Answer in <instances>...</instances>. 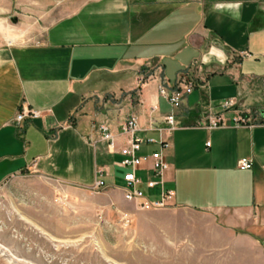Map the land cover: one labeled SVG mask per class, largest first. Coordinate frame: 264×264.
Instances as JSON below:
<instances>
[{
    "label": "crops",
    "instance_id": "crops-1",
    "mask_svg": "<svg viewBox=\"0 0 264 264\" xmlns=\"http://www.w3.org/2000/svg\"><path fill=\"white\" fill-rule=\"evenodd\" d=\"M61 3L55 15L38 13L45 21L39 40L0 43V185L26 172L83 187L101 179L125 202L123 188L106 181L113 166L122 176L127 170L119 149L129 135L120 125L135 117L137 155L160 150L167 165L165 207L223 223L210 220L205 233L181 231L190 245L198 237L214 247L205 264H264V123L236 126L231 109L225 126H199L228 98L240 112L264 115V0ZM187 84L191 91L178 106L159 94L160 85L170 91ZM22 109L39 115L16 122ZM102 123L112 151L97 130ZM242 157L251 168L237 167ZM149 164L136 168L142 181L154 179Z\"/></svg>",
    "mask_w": 264,
    "mask_h": 264
},
{
    "label": "rangeland",
    "instance_id": "rangeland-1",
    "mask_svg": "<svg viewBox=\"0 0 264 264\" xmlns=\"http://www.w3.org/2000/svg\"><path fill=\"white\" fill-rule=\"evenodd\" d=\"M63 1L0 0V43L39 40L45 21L38 13L55 15ZM123 171L113 166L106 184L124 188ZM210 216L167 207L144 211L132 201L119 203L105 186L21 173L0 185V264H173L177 256L180 264H205L214 247L198 237L190 245L181 231L196 226L205 233L210 220L223 224Z\"/></svg>",
    "mask_w": 264,
    "mask_h": 264
},
{
    "label": "built area",
    "instance_id": "built-area-1",
    "mask_svg": "<svg viewBox=\"0 0 264 264\" xmlns=\"http://www.w3.org/2000/svg\"><path fill=\"white\" fill-rule=\"evenodd\" d=\"M191 85L187 84L183 89L179 87H173L170 91L163 85L159 86V94L165 98L171 105L178 106L183 94L189 93L191 91ZM237 100L235 98H228L221 101L217 108H219L214 113H209L204 122L199 123V126H202L207 129H213L225 126V118L223 113L225 111L234 109L236 114L232 117L234 125H244V124H255L256 122L264 123V115L257 114L255 111L244 110L242 112L236 110ZM39 115L38 111L22 109L16 116V122H19L24 117L35 118ZM165 122L172 126L174 124L173 115H166L162 118ZM151 125H153L154 120H152ZM97 130L100 134V138L107 143V148L109 151L113 150V137L109 131V128L106 124H99ZM121 133L129 135L127 143L119 149V153L123 156V159L120 161L119 165L126 167L127 170L124 172L122 179L125 183L123 188V198L126 201H133L136 205L143 210L156 209L165 207L168 204V200L171 197V191L163 187L162 176L163 172L166 170L167 165L161 157V151H154L149 155L138 156L137 152L140 149L142 140L136 136L134 133L137 130V123L135 117L127 120L126 122L120 125ZM151 141V140H149ZM206 145H209V142H206ZM161 148L168 146L167 142L160 141ZM145 161L149 164V169L152 172L154 179L142 181L140 177L136 174L137 166ZM237 167L239 169H249L251 168V161L242 157L237 161ZM144 184L148 189H154L158 191V196H149L141 189L140 185ZM103 187L105 186L103 180L99 179L94 183V187Z\"/></svg>",
    "mask_w": 264,
    "mask_h": 264
},
{
    "label": "water",
    "instance_id": "water-1",
    "mask_svg": "<svg viewBox=\"0 0 264 264\" xmlns=\"http://www.w3.org/2000/svg\"><path fill=\"white\" fill-rule=\"evenodd\" d=\"M10 20L13 23H16L17 22V18L15 16L10 17Z\"/></svg>",
    "mask_w": 264,
    "mask_h": 264
}]
</instances>
